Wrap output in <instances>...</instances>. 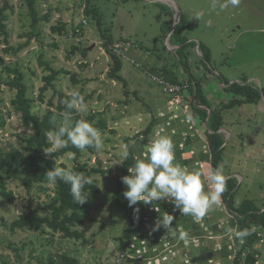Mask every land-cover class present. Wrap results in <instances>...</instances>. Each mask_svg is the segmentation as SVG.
Here are the masks:
<instances>
[{
	"label": "rangeland",
	"instance_id": "374dc122",
	"mask_svg": "<svg viewBox=\"0 0 264 264\" xmlns=\"http://www.w3.org/2000/svg\"><path fill=\"white\" fill-rule=\"evenodd\" d=\"M226 2L227 0H93L92 3L103 14V26L109 28L115 40L122 36L131 40L130 46L132 42H139L145 49L146 57L133 56L130 52L125 54L127 58L122 59L119 71L126 80L128 89L136 90L144 100L145 105H142L138 99L128 101L132 96L124 95L121 81L107 77L111 59L101 45L97 26L83 14L85 0H37L35 5L39 16L42 18L49 13V20L39 22V35L32 37L27 47L18 53L4 55L6 64L17 65L23 71L28 95L33 99V111L42 115L47 109L46 101L54 94L50 89L44 95L45 102H40L38 98L43 74L38 58L42 55V60L54 68L68 71L60 74L54 84L57 90L64 93L80 92L86 111L78 113L85 116L92 109L104 110L108 126L114 132H101L103 142L100 148L85 150L80 157V162H86L89 168L100 167L108 171L105 174L91 175L101 190L96 192L93 206L85 213V223L78 227L88 239V244L82 245L80 241L63 238L45 227L42 230L29 227L15 231L10 229V222L18 215L27 213L36 206H43L54 194V184L47 182L35 184L27 190L22 174L20 171L14 173L12 167L7 169V183L14 192L15 200L9 202L0 196L1 257L8 259L11 264H50L49 259L53 260L51 264H56L59 255L66 253L75 256L78 264H119L121 253L133 256L126 240L117 239L127 226V217L113 197L116 188L114 175L120 173L122 163L117 161L121 159L124 150L128 151L130 147L135 159L144 158L148 144L156 138L158 132L171 136L175 144L176 162L189 171H207L213 168L209 149L199 142L206 136L199 119H187L181 107L176 105L180 100L166 94L158 79L147 72L145 67L159 64L162 61L160 55L165 59L164 62L174 63L175 68L180 66V59L174 52L176 49H168L173 44L169 41L170 38H167L166 43L165 37L170 22L168 14L172 13L176 17L183 14L189 23L185 34L195 37L196 45L199 40L210 45L213 57L210 65L226 79L227 84L231 80L236 82L244 78L261 96L264 95V0H240L238 6L229 5L224 9L221 5ZM3 4L4 0H0V8ZM10 4L13 10H6L8 46L17 48L26 41V33L32 30L31 19L24 0H10ZM197 15L199 19L196 18ZM82 19L87 20V25L83 28L82 35L74 37L70 26L78 24ZM60 22L67 24L68 34L52 31V26ZM6 46L4 37L0 35V49ZM74 46L90 49L83 56L79 51L71 52ZM147 48L149 50L146 51ZM151 48L159 56L153 54ZM131 59L137 61L138 65L132 63ZM200 59L199 54L192 51L188 63L195 65L199 61L202 64ZM202 66L209 70L208 64ZM153 74H158L159 77L158 71ZM215 77L216 80L220 79L219 76ZM0 79H8V74L1 67ZM2 90L5 124L0 128V149L4 154L12 150L24 152V138L31 134V128L22 123L20 114L11 105L14 91L4 85ZM123 100L128 103L124 104ZM256 103L232 105L233 110L238 111L235 115H240L238 128L243 129L247 115H252L247 119L251 126L243 131L244 147H241L234 135L233 138L228 137L219 165L223 166L225 174L227 170H231L238 181V176L243 178L238 184L235 202L247 198L264 207V153L260 154L264 130L259 131V126L257 127L261 124L264 128V111ZM57 116L62 123L71 118L66 113H59ZM150 118L153 120V129L149 135H141L129 141L124 139L146 128ZM227 127L234 134V127ZM184 142L188 147L183 146ZM180 149L184 150L183 155L179 156ZM72 160L73 155H67L57 162L70 166ZM188 160L194 163L193 166L190 163L182 164ZM205 187L207 189V184ZM124 188L126 189L125 185ZM124 191L120 196L127 201ZM224 205L221 202L219 206L213 207L197 222L191 216L182 215L168 200L154 201L153 205L138 202V215L144 220V225L131 241V246L135 247L133 262L125 259L122 264H134L135 261L138 264H230L227 259L232 250L230 239L232 238L234 247L239 243L233 237L234 234L229 236L228 241L224 239V233L226 234L231 224L228 220L230 214ZM166 212L174 216L173 230L168 232L160 228L158 231H151L156 218ZM199 232H206L207 238L197 237ZM257 233L255 241L262 245L245 252V257L241 260L243 264H264V229L257 227ZM210 234L212 237H208Z\"/></svg>",
	"mask_w": 264,
	"mask_h": 264
},
{
	"label": "trees",
	"instance_id": "16d2710c",
	"mask_svg": "<svg viewBox=\"0 0 264 264\" xmlns=\"http://www.w3.org/2000/svg\"><path fill=\"white\" fill-rule=\"evenodd\" d=\"M25 5L29 10V16L31 19V31L26 33L27 39L24 43L20 44L17 48H13L8 46V37L9 32L7 29V9L13 10V6L10 4V0H4L3 6L0 8V35L4 37V42L7 46L4 49H0V67L3 71L8 74L7 80L0 79V128L4 126L5 120L2 112L3 107V97H2V85L6 86L8 89L14 91V96L10 100L13 109L20 114L21 121L24 125L30 126L31 134L24 138V152H20L17 150L9 151L4 154L0 149V196L3 199L8 200L9 202H13L15 200V195L13 190L8 187L7 177L9 173L7 169L13 168V172L15 173L20 171L22 174L23 184L27 190H30L35 184H42L46 181V171L53 168L55 165V161H57L61 157H65L67 155L72 154L73 160L70 165L74 172L83 173L84 175L91 177L94 173H108L106 169L98 168H89L86 162H80V157L83 154L82 151L73 147L69 144L67 147L60 149L59 151H55L50 155L44 154V149H49L51 147L46 133L54 128L58 127L62 122L59 121L57 114H67L70 115V120L72 122L85 119L89 121H94L95 126L101 131H109L111 133L114 132L113 129L109 128L108 123L105 118L104 110H95L92 109L88 115H81L76 111L67 110L65 106V101L71 99V94L64 93L55 88V80L60 76V74L66 72L63 69H56L48 62L42 60V55L39 56V64L42 66L43 74L41 76L42 85L39 87L38 98L40 102H45L44 95L48 90H53L54 94L46 101L47 109L42 115H38L33 111L32 103L33 99L28 95V86L25 82L24 73L17 65H8L5 62L4 55L7 53H18L23 50L30 44L32 37L39 35L37 31L38 24L41 20H49L50 14L46 13L44 17L39 16V11L36 7L37 0H24ZM93 0H85L83 6V14L85 18L92 20V22L97 26V29L101 38V45L105 49L106 53L110 56L111 61L109 62V70L107 72V77L111 80L121 81L124 87V95L130 96L133 94L135 99L139 101L141 98L139 97L137 91H130L127 87L126 80L119 74V71L122 68V59L127 58V53L130 52V43L131 40L128 38H124L122 36L115 38L112 36L108 27L103 26V14L93 3ZM169 15V25L167 31L171 29L173 22V14ZM180 20L178 24L173 29L171 35V43L174 45H180L179 48L175 50V54L180 59L179 63L188 68V57L184 53V50L188 47L196 46L194 41H188V36L185 34V30L188 27L189 23L185 19L183 14L179 16ZM72 35L74 37L82 35V30L85 26L81 23V21L76 25H71ZM52 31L57 32L59 34H68L69 29L67 24L64 22L58 23L56 26H52ZM115 41H120L121 43L128 45L126 50L122 52V54H118L112 49V45L115 44ZM122 48L125 45H122ZM138 46L143 48L139 42H134ZM199 51L201 53L200 62L202 64H210V53L207 46L204 43H199ZM124 49V48H123ZM149 49V48H147ZM79 51L83 56H86L88 53L87 47H72L71 52ZM151 52L155 55L159 56L156 53L155 49L151 48ZM126 54V55H125ZM162 59L161 62H164L165 59L162 56H159ZM130 57H128V60ZM132 63L138 65L136 61L131 59ZM158 65V67H157ZM171 66L173 64H170ZM160 68V69H159ZM171 69V68H170ZM166 68V64L160 65L155 64L154 66L145 67L146 71H158L159 78L158 82H165L172 85H178L181 87L184 84V81L179 80L172 70ZM68 72V71H67ZM158 75V74H157ZM190 76V75H189ZM75 76H73L74 78ZM161 78V79H160ZM195 81V89H192L193 98L196 103L205 105L208 107L207 101L204 98L202 88L200 86V81L193 78ZM78 81V80H77ZM247 81L246 79L243 80ZM189 84L191 80L188 79ZM163 87L165 84L161 83ZM227 84V82H226ZM226 90L233 94V98L230 99L229 105L242 104L245 102H257L264 95H260L258 90L254 89V86L249 84H238V83H230L227 85ZM79 92V91H77ZM167 92V91H166ZM132 93V94H131ZM169 93V92H168ZM80 94V92H79ZM173 94V93H171ZM128 98V101L130 99ZM127 100H123L122 102L126 104ZM144 102V100H143ZM195 106V105H194ZM196 111L202 116V118L207 117V113L204 109L199 108L197 106L194 107ZM209 122L208 126L212 130L211 134H207V142L212 152V166L215 168L219 165L221 161L222 150L224 148L222 145V138L217 133V130L222 125V117L217 111H210L209 113ZM151 126L150 124L147 126L145 130L136 131L131 136H126L124 139L126 141L135 140L140 135H144L150 132ZM1 139V137H0ZM1 141V140H0ZM87 151H92L93 147L87 148ZM128 158L126 161L122 163V168L120 173L114 175V181L116 184L114 199L116 203L124 209L126 217H127V226L122 231V234L117 239L126 240L127 244H129L130 250L129 252L133 254V256H129L130 254L121 253V259H119V264H122V261L125 259L133 262L135 247L131 246V241L134 236L136 237L144 225V220L139 216V220L134 219V210L133 207L128 206V202L122 200L120 193L124 191V185L122 183L121 178L125 175H128V167L134 166L135 156L133 154V150L128 148ZM61 167H68L64 162L59 163ZM4 171V172H3ZM227 177V186L225 192L222 194L221 201L225 204V209H227L228 214H230L229 221H231L230 228L233 229L235 227V231L248 229L251 234L245 237L243 240L236 238L238 241V246L232 245V235L226 231L224 233V239L228 241L230 239V246L232 247L231 252L229 253L228 259L230 264H243L241 260L245 257V252L249 249H258L261 244L255 239L258 238L257 227L261 226L264 229V207L263 205H256L252 199H243L241 201H236V194L238 191L239 183L236 176L232 175V173ZM19 179H21L19 177ZM93 184L86 185L85 191L88 195V200L83 205L76 204L72 196L70 194V185L63 183L62 181L54 184V194L50 197L48 201L44 203L43 206H36L35 208H31L27 213H22L18 215L15 219L10 222V229L15 231L16 229H23L25 227L34 228L37 230H42L48 228L55 233H59L63 238L74 239L75 241H80L82 245L88 244V239L85 237L84 233L78 229L81 225L85 223V213H87L91 207L93 206L95 200L96 192L100 191V186L98 182L92 178ZM158 209V208H157ZM166 210L167 208L164 207ZM177 222V220H175ZM213 220H211L212 222ZM210 222V223H211ZM200 238H207L206 232H199L196 235ZM230 236V237H229ZM208 237H212L210 234ZM235 238V235L233 236ZM262 245V244H261ZM17 250V248H15ZM256 252L254 251L253 254ZM50 264L53 263V260L49 259ZM0 264H11L10 261L6 258L0 256ZM56 264H78V259L75 256H71L69 254L63 253L59 255L58 263ZM134 264H138V262H134Z\"/></svg>",
	"mask_w": 264,
	"mask_h": 264
},
{
	"label": "clouds",
	"instance_id": "9594fccd",
	"mask_svg": "<svg viewBox=\"0 0 264 264\" xmlns=\"http://www.w3.org/2000/svg\"><path fill=\"white\" fill-rule=\"evenodd\" d=\"M239 3L240 0H227L221 7L224 9L229 5L236 7ZM213 6L215 7V4ZM196 18L199 19V15ZM176 19L177 17L175 21ZM65 106L67 110L86 111L82 97L77 91L72 92L71 99L65 101ZM46 135L51 145L49 149H44L46 155L59 151L69 144L82 152L90 147L99 149L103 142L102 133L95 126V122L85 119L75 122L66 119L64 123L48 131ZM128 155V151L124 150L121 159L117 162L123 163ZM45 175L49 184L62 181L70 185V194L76 204L83 205L87 202L85 186L93 184L92 178L83 173L74 172L71 166L61 167L57 161ZM121 180L126 186L124 198L128 206L133 207L134 219L137 221L139 220L138 202L153 205L154 201L168 200L182 215L191 216L199 222L213 207L221 204V197L227 186L223 166L218 165L207 171H189L176 162L175 144L171 136L159 132L148 144L144 158H136L134 166L128 167V175L123 176ZM155 210L159 212L157 208ZM173 220L174 216L166 212L156 218L151 231L164 228L171 232ZM227 231L230 235L233 234V229L229 228ZM250 234L248 229L234 232L235 237L241 240ZM181 238L183 239V234Z\"/></svg>",
	"mask_w": 264,
	"mask_h": 264
},
{
	"label": "crops",
	"instance_id": "0c3cea01",
	"mask_svg": "<svg viewBox=\"0 0 264 264\" xmlns=\"http://www.w3.org/2000/svg\"><path fill=\"white\" fill-rule=\"evenodd\" d=\"M179 16H180V14H179ZM179 16H177L176 21H175L176 15L173 16V22H172L171 29L168 31V33H167V35L165 37L166 43H167V38H171L173 29L175 28V26L178 24V21L180 20ZM188 38H189L188 41H194L195 42L197 40L193 36H188ZM170 40L171 39H169V41ZM201 42H202V40H199V43H201ZM202 43H204L205 46H207L206 48H208V50H209L210 57H211V59H213V57H212V48L210 47V45L208 43H206V42H202ZM198 44L196 46H194V47H188V48H186L184 50V53L188 57V62H189V60L191 58L192 51H195L201 57V53L199 51ZM166 46H167V44H166ZM179 47H180V45H178V44L174 45L173 44L172 48L168 47V49L169 50H173V48L177 49ZM144 50H145L144 47L142 48V47H140L138 45L135 46V43L132 42L129 51H130V54H132L133 56H140L141 55V56L146 57V55H145L146 53H144ZM147 50H149V49H146V51ZM164 64H166V68H168V69L171 68L170 70H172V72L174 73V76H176L179 80L184 81V84L182 86V89H180L178 92H174L173 94L166 92L164 90V87L162 86L163 91L166 94L171 95V97L173 99L176 98V99L180 100V102H178L176 105H179L181 107L182 112L186 116L187 119L191 120V117H196V118L199 119L200 124L203 126V132H205V134H206L205 138L204 139L201 138L199 142L204 144V145H206V148H208L209 151H210V148H209V145H208V142H207V134H211L212 133V130L208 126V122H209L208 117H209L210 111L212 110V111L219 112V114L221 115L222 120H223L222 121L223 123H222L221 127L217 130V133L220 135V137L222 138V141H223L221 147L227 146L228 137L233 138V135L236 138H238V140H239V142L241 144V147H244V141H243L244 137H242V134H243V131H244V129L246 127L251 126V124L248 122L247 119H249L252 115H247L245 117V119H244L245 126L243 127V129H239L237 124H238V119H239L240 115H239V117L235 115V114H238V111H234L233 110L234 107H232V105H229V107H228V104L230 103V99L233 98V94L231 92H229L228 90H226L227 85H228V84H226V79L224 77H222V75L219 72H217L215 69H213L210 64H208L209 70H207L206 68H204L202 66V64L199 63V61L195 62V65H191L190 63H188V68H186V66H183L180 63H179L180 66L175 68L174 67V65H175L174 63L171 66L170 65L171 63H169V62L166 63V62H161L160 61V65L161 66L164 65ZM154 65H155V63L153 64V66ZM157 67H158V65H157ZM210 70H212V72ZM155 71H147V72H150L151 75H154L153 73H155ZM159 74H161V73L159 72ZM214 75L215 76H219L220 79L216 80V77ZM157 76L155 75L154 77H157ZM157 78H159V77H157ZM193 78H195V79L200 81V86L202 88L204 98L207 101L208 107H206L205 105H202V104H199V103L195 102V100L193 98V93L191 92L192 89L196 88V86L194 85L195 81L193 80ZM188 79L191 80L190 84L188 82ZM243 80H244V78L242 80H237L235 83H238V84H241V85H243V84L251 85L250 83H248V82L246 83ZM233 82H234L233 80L230 81V83H233ZM131 96H133V95H131ZM263 99H264V97L262 96L261 99H259L257 101L256 105H258L260 107V109L264 111V102L262 101ZM133 100H135L134 96H133ZM192 100L194 101V104H193ZM140 101H141L142 105H145L142 98H141ZM194 105L199 107V108H202V109H204L206 111V113H207L206 119L202 118V116L194 108L195 107ZM150 120H151V118L148 120L147 125H146V128H147V126L150 124V126H151L150 132L147 133V134H144V135H149L152 132L153 120H151V121ZM259 120H260V118L258 119V123H260ZM227 125L230 126V127H234V131H233L234 134H232V132H230V129L227 127ZM257 127L259 128V131L264 130V128L262 127L261 124L257 125ZM146 128H144L143 130H145ZM258 140H262V139L258 138ZM261 144H262L261 148L262 147L263 148L260 151V154L264 153V151H263L264 150V140H262ZM183 146H185V142H184ZM185 147H188V144ZM261 148H259V149H261ZM183 150L184 149H180L179 150L180 151V152H178L179 156L183 155ZM246 150H248V149H246ZM209 159L212 161V152L211 151H210ZM186 163L187 164L190 163V164H192V166L194 164L190 160H188L187 162L182 163V164L187 165ZM231 172H232L231 170H227V175L229 176V174ZM238 178L240 179L239 181H242V179H243L241 176H238Z\"/></svg>",
	"mask_w": 264,
	"mask_h": 264
},
{
	"label": "built area",
	"instance_id": "2783aa9c",
	"mask_svg": "<svg viewBox=\"0 0 264 264\" xmlns=\"http://www.w3.org/2000/svg\"><path fill=\"white\" fill-rule=\"evenodd\" d=\"M81 23L83 24V26H86L87 25V20L86 19H82ZM123 48H122V46L120 44H117V43L112 45V49L115 52H117L118 54H122V52L124 50H126L125 47H123ZM160 82L165 84L164 90L169 92V93L178 92L180 90V87L178 85H172V84H168V83H165V82H162V81H160Z\"/></svg>",
	"mask_w": 264,
	"mask_h": 264
},
{
	"label": "water",
	"instance_id": "95a60500",
	"mask_svg": "<svg viewBox=\"0 0 264 264\" xmlns=\"http://www.w3.org/2000/svg\"><path fill=\"white\" fill-rule=\"evenodd\" d=\"M88 49H90V47Z\"/></svg>",
	"mask_w": 264,
	"mask_h": 264
}]
</instances>
